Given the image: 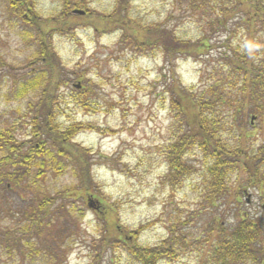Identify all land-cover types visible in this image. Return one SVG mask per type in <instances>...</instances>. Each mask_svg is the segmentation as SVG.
Returning a JSON list of instances; mask_svg holds the SVG:
<instances>
[{
	"label": "rangeland",
	"instance_id": "obj_1",
	"mask_svg": "<svg viewBox=\"0 0 264 264\" xmlns=\"http://www.w3.org/2000/svg\"><path fill=\"white\" fill-rule=\"evenodd\" d=\"M33 1L38 16L49 19L60 16L67 1L107 15L114 11L119 0ZM229 2L200 0L199 8H195L190 0H129L126 11L129 18L143 27L161 25L182 40L206 38L210 41L213 50L208 56L198 61L179 59L174 70L184 88L194 87L199 93L207 92L210 86L220 82L224 88L223 97L228 101V106L221 107L220 112L227 122L238 106L242 86L245 92L250 94V91L247 84L242 85L234 75L229 74L226 80L232 67L225 57H233V52L246 53L248 59L257 64L260 63L258 58L264 57L261 27L240 26L234 21L223 31L217 24L221 8L230 6ZM7 7L8 3L0 0V128L6 123L18 122L28 112L27 106L35 102L33 96L19 100L14 96L22 75L30 71L26 65L34 53V46L30 45L29 33L23 24L10 17ZM51 43L62 67L69 76L73 75L71 78L85 74L92 80L86 108L72 103L73 86L79 84L69 83L60 91L63 96L58 113L63 126L76 122L93 127L78 135L76 141L92 151L93 176L101 196L98 198L107 199L116 209L115 217L124 229L145 226L139 238L143 246H157L174 235L177 258L159 264H215L214 247L221 238L218 232L235 228L246 215L253 219L264 215V201L260 192L246 185L245 174L239 172L228 178L217 203H212L207 197L212 193L204 181L206 168L198 152L188 156L189 175L179 181L169 177L166 152L173 139L168 102L171 79L164 57L160 54L136 57L120 45L119 32L100 36L91 27L57 34ZM260 95L264 105L261 89ZM248 98L247 114L245 109V114L239 118L245 122L244 146L254 155L264 147V122ZM251 116L257 117L252 124ZM24 130L18 133L19 141L26 136ZM225 136L230 143L238 141L227 133ZM42 186L55 195L74 187V183L66 175L47 177L39 188L43 189ZM33 198L31 192H23L21 197L13 193L7 200H0L1 233L21 226L19 214ZM86 200L83 216L79 213H74L72 218L57 216L62 226L57 233L63 229V237L56 234L55 239L62 252L58 250L59 264H138L123 248L99 258L97 246L101 233L97 228L96 211L105 206L92 198L87 203ZM82 205L83 202H77V208ZM215 222L217 227L213 228ZM34 243L41 248L40 243ZM50 247L57 250L53 244ZM31 251L18 255L0 249V264H55L43 261L34 248Z\"/></svg>",
	"mask_w": 264,
	"mask_h": 264
},
{
	"label": "trees",
	"instance_id": "obj_2",
	"mask_svg": "<svg viewBox=\"0 0 264 264\" xmlns=\"http://www.w3.org/2000/svg\"><path fill=\"white\" fill-rule=\"evenodd\" d=\"M5 1L10 17L23 24L29 33L30 45L34 46V53L26 65L30 71L22 75L14 96L17 100L33 96L35 102L27 106L28 112L20 122L6 123L0 128V200H7L13 193L21 197L23 192H31L34 198L19 214L21 226L0 232V249L7 254L22 255L32 252L31 248H34L36 253L41 254L43 261L59 264L58 250L62 252L55 239L56 234L63 237V229L60 228L57 233L61 226L57 216L72 218L74 213L83 216L85 200L89 202L92 198L105 206L96 211L97 228L101 233L97 246L99 258L120 248L138 264H159L164 260L173 261L178 256L173 234L161 244L148 247L139 242L145 226L136 230L121 227L115 217L116 209L108 204L107 199L98 198L101 196L93 176L95 162H92V151L76 141L78 135L93 130V127L76 122L69 126L59 123L62 87L69 83L80 84V88L73 86L70 97L76 107L86 108L92 80L85 74L71 78L73 75L69 76V72L62 67L63 63L51 39L57 34L81 27H91L100 36L119 32L120 45L136 57L155 54L164 57L171 79L168 102L173 139L166 152L170 178L179 181L189 175L188 156L198 152L206 168L204 181L212 193L207 196L212 203H217L228 178L239 172L245 174L246 185L260 192L264 201V147L254 155L248 153L249 149L244 146L245 122L239 118L245 114V109L247 114L248 97L249 104L257 108V115L264 113L260 95V89L264 92V57L258 58V64L250 61L246 53L241 55L233 52V57H225L232 67L226 80H229V74L234 75L242 85L246 83L250 91V94L245 92L242 86L238 106L232 112L230 122H227L220 112L221 107L228 106L220 82L210 86L207 92L199 93L194 87L184 88L174 70L179 59L198 61L208 56L213 50L208 39L187 41L161 25L143 27L126 14L129 0H119L114 11L107 15L97 14L78 3L67 1L61 15L49 19L38 16L33 0ZM199 1L190 0V3L199 8ZM229 3L230 6L221 8L220 16L217 17V24L223 31H226L228 24L236 21L240 26H259L264 32V0H230ZM75 10L83 11L85 15H74ZM23 128L26 136L19 141L18 133ZM226 133L238 141L230 143ZM66 175L71 177L74 187L58 191L55 195L44 190V186L43 189L39 188L47 177ZM77 202H83L82 208H77ZM216 227L215 222L213 228ZM68 235H71V231ZM218 235L221 238L214 247L215 264H264V215L256 219L246 215L235 228L219 231ZM34 242L40 243L41 248L35 246ZM48 242L57 250L47 245Z\"/></svg>",
	"mask_w": 264,
	"mask_h": 264
},
{
	"label": "flooded vegetation",
	"instance_id": "obj_3",
	"mask_svg": "<svg viewBox=\"0 0 264 264\" xmlns=\"http://www.w3.org/2000/svg\"><path fill=\"white\" fill-rule=\"evenodd\" d=\"M263 87H264V85H263ZM263 94H264V92H263ZM262 111L264 112V110H263V108H262ZM260 119H262V121L264 122V113H262L260 116H258ZM253 118H254V121H255V119L257 118V117H252L251 116V120H253ZM252 124V123H251Z\"/></svg>",
	"mask_w": 264,
	"mask_h": 264
},
{
	"label": "water",
	"instance_id": "obj_4",
	"mask_svg": "<svg viewBox=\"0 0 264 264\" xmlns=\"http://www.w3.org/2000/svg\"><path fill=\"white\" fill-rule=\"evenodd\" d=\"M73 13H74L75 15H80V16H84V15H85L84 12H82V11H78V10L74 11ZM77 87L80 88L81 86L78 85Z\"/></svg>",
	"mask_w": 264,
	"mask_h": 264
}]
</instances>
